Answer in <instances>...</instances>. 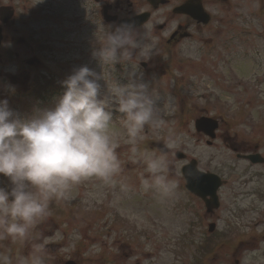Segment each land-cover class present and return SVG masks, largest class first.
<instances>
[{
	"label": "rangeland",
	"instance_id": "374dc122",
	"mask_svg": "<svg viewBox=\"0 0 264 264\" xmlns=\"http://www.w3.org/2000/svg\"><path fill=\"white\" fill-rule=\"evenodd\" d=\"M142 1L131 0V9ZM215 1L220 0H208L207 4ZM106 2L113 5L114 12L118 2L128 8L126 0ZM1 3L17 5L19 14L7 28V34L13 36L7 43L15 40L12 47L5 48L18 54V59L25 54L35 57L29 52L27 38L36 34L37 3ZM210 6L214 20L204 35L211 40L196 36L177 48L165 43L169 32L154 29L164 22L169 8L158 10L153 21L139 30H147L154 46L149 60L137 57L111 65L98 62L91 52L82 56L65 50L73 68L87 65L101 75L100 83L106 88L116 82L127 83L130 71L143 73V80L161 98L158 106L164 125L158 130L146 128L133 144L129 143L123 116L113 113L112 135L121 160L116 183L106 185L96 178L88 179L72 190L70 199L56 200V216L46 215L26 239L0 240V253L15 254L10 256L12 264L41 245L45 264L70 260L76 264H200L199 260L202 264H264V165L253 166L238 159L232 150L235 142L243 145L238 149L242 154L258 146L264 157V0H226ZM107 28L104 25L101 41L94 47L102 45ZM56 35L51 34L50 39ZM86 36L91 43L95 40ZM18 38L26 40L25 44ZM53 44L60 55V48L55 41ZM141 63L147 64L146 69ZM10 68L0 62V99H8L10 108L21 116L52 106L64 90L60 82L72 71L61 70L54 82L46 83V93L57 92L55 96L45 94L38 99L30 85L33 74L44 78L42 70L32 66L24 82L30 90L16 93L7 90L13 87L12 77L7 76ZM24 79L19 77L21 82ZM201 116L220 121L211 146L194 129L195 119ZM169 137L177 141V147L163 155L170 164L168 175L178 186L173 195L162 197L141 188L140 178L148 174L140 157L146 152L162 155L153 144H166ZM133 147L137 150L135 159ZM175 152H182L185 160L177 159ZM191 159L198 162L200 170L216 173L226 181L219 191L220 208L212 215L206 214L203 203L184 187L181 167ZM5 183L6 178L0 177V185ZM211 222L216 228L209 235Z\"/></svg>",
	"mask_w": 264,
	"mask_h": 264
},
{
	"label": "clouds",
	"instance_id": "9594fccd",
	"mask_svg": "<svg viewBox=\"0 0 264 264\" xmlns=\"http://www.w3.org/2000/svg\"><path fill=\"white\" fill-rule=\"evenodd\" d=\"M154 51L147 30L141 33L134 23L122 22L108 26L92 55L98 62L116 65L137 57L149 60ZM126 79L106 88L96 71L75 67L60 82L64 90L52 106L35 108L28 116L10 108L8 99H0V177L7 181L0 185V240L26 239L49 214L52 200L70 199L72 190L88 179L116 183L121 160L112 135L113 107L123 116L129 143L146 128L164 125L161 98L143 80V73L130 71ZM175 147L177 141L169 137L165 150ZM136 154L133 147V159ZM140 159L148 174L140 178L143 191L173 195L178 184L168 175V159L147 152ZM0 264H12L11 257L0 253ZM16 264H45L43 246L17 258Z\"/></svg>",
	"mask_w": 264,
	"mask_h": 264
},
{
	"label": "flooded vegetation",
	"instance_id": "af4514ba",
	"mask_svg": "<svg viewBox=\"0 0 264 264\" xmlns=\"http://www.w3.org/2000/svg\"><path fill=\"white\" fill-rule=\"evenodd\" d=\"M27 2V0H22ZM37 3V8L34 9L35 18H37L36 34L27 38L29 41V52L34 53L33 58L27 57L25 54L22 59H18L16 54L10 48H5L6 45L12 47L11 40L10 45L7 43L9 39H13V36L7 34V28L15 23V20L19 18L18 12H15L14 18L2 25L3 39L0 45V61L3 64L9 65L11 68L7 74L8 77H13L12 83L17 87H24L25 81L28 80L31 75L32 66H37V69H41L40 74L44 75L49 82L53 81V78L61 70H72L74 63L72 58L69 57L65 50L70 52H76L82 56L93 51L97 48L94 44L101 41L103 35L104 25L108 26L118 25V21L122 19H129L137 15L148 13V21L143 25L137 27L138 30L146 28L154 19V15L162 7H168L169 11L165 13V20L163 23L154 27L159 33L169 32L165 38V43L168 46L177 48L184 40H191L196 36L204 35L202 26L200 23L192 19L186 14L177 13V9L187 3L186 0H154V3L148 0H143L141 5H138L135 9H131L134 5L130 0L128 2V8L118 2L115 5L117 12H114L112 4L106 2V0H32ZM163 1V3H161ZM216 4V1H215ZM0 6H9L7 3H1ZM105 12L111 17L116 19L112 22L104 20ZM53 40L50 39L51 34L54 35ZM89 34L94 41L89 42V37L84 35ZM204 41L205 38L201 37ZM49 39V40H48ZM18 40L22 44H25L26 40ZM60 48L61 54L57 55L54 50V44ZM162 42V41H161ZM32 43V45H30ZM90 44V47H89ZM163 45V44H162ZM77 57V56H75ZM45 65L46 68L41 66ZM87 66V65H86ZM57 69V71H56ZM33 77H38L37 74H33ZM19 77H24L22 82ZM243 145H239L235 142L232 149L237 154L242 153L241 149ZM258 146L251 147L248 154L256 153ZM256 166V165H253Z\"/></svg>",
	"mask_w": 264,
	"mask_h": 264
},
{
	"label": "water",
	"instance_id": "95a60500",
	"mask_svg": "<svg viewBox=\"0 0 264 264\" xmlns=\"http://www.w3.org/2000/svg\"><path fill=\"white\" fill-rule=\"evenodd\" d=\"M188 1L190 4H192L195 1L199 2V0H188ZM134 20L129 22H133ZM0 38H1V34H0ZM216 127L217 124L212 119L202 117L195 121L196 130L198 132H203L204 134L212 138L214 137V131ZM158 148L162 152L165 151V149H163L161 146H158ZM177 157L182 158V155L178 154ZM196 165H197L196 161H192L189 165L183 168V174L186 179V189L189 190L194 195L203 199L205 201L207 211L212 212L213 209L219 206L217 190L221 186L222 182L219 179V177H217L214 174L204 173L197 170Z\"/></svg>",
	"mask_w": 264,
	"mask_h": 264
}]
</instances>
